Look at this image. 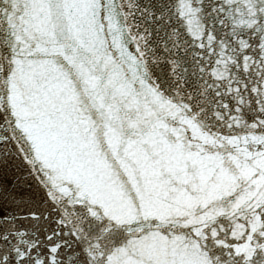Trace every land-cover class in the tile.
Masks as SVG:
<instances>
[{
	"label": "snow or ice",
	"instance_id": "obj_1",
	"mask_svg": "<svg viewBox=\"0 0 264 264\" xmlns=\"http://www.w3.org/2000/svg\"><path fill=\"white\" fill-rule=\"evenodd\" d=\"M0 264H264V0H0Z\"/></svg>",
	"mask_w": 264,
	"mask_h": 264
}]
</instances>
